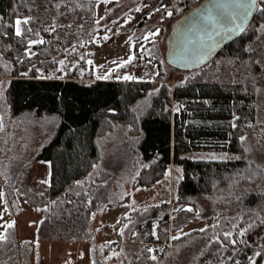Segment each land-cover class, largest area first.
I'll return each instance as SVG.
<instances>
[{"label": "trees", "instance_id": "obj_1", "mask_svg": "<svg viewBox=\"0 0 264 264\" xmlns=\"http://www.w3.org/2000/svg\"><path fill=\"white\" fill-rule=\"evenodd\" d=\"M144 1L172 8L175 22L202 0ZM40 9L46 15L63 11L64 16L53 17L51 31L35 16L20 25L23 34L18 37L14 19ZM64 18L68 23L60 25ZM262 26L264 3H258L245 30L208 62L192 70L174 68L190 74L172 85L161 80V69L153 81L93 79V71L85 69L89 54L82 51L80 58L72 60L67 78H43V71L53 69L59 59L69 57L68 52L97 32L95 0H0L2 100L22 128L49 130L38 149L24 158L26 148L6 144L8 134L0 117V179L8 213L15 217L25 203L41 215L42 238L92 240L93 217L131 198L130 192L116 198L111 188L120 173L137 170L130 181L134 189L153 184L173 163L181 167L182 177L172 208L168 202L151 204L119 218L121 223L129 220V230L146 232L142 243L133 248L137 256L125 257L123 264H168V247L151 250L149 245L168 241L171 211L175 213L172 228L176 222L195 218L183 207H199V198L215 202L229 224L218 231V238L210 241L196 264H264V189L258 188L264 159H248L243 143L246 136L257 144L256 154L264 151ZM30 40L43 43L30 45ZM156 56L161 68L162 60ZM209 149L224 150L229 156L211 160L187 155ZM39 159L49 162L48 195L32 191L25 183L28 166ZM153 221H157L156 235ZM7 225L11 227L5 228L6 238L0 240V263L18 248L15 228ZM240 226L248 227L246 237L239 232ZM225 229L232 230L231 235L226 236ZM206 231L201 233L207 235ZM259 232V244L248 239L250 233L254 237ZM184 236L173 238L171 248ZM225 246L232 249L228 256ZM96 263L103 261L96 259Z\"/></svg>", "mask_w": 264, "mask_h": 264}, {"label": "rangeland", "instance_id": "obj_2", "mask_svg": "<svg viewBox=\"0 0 264 264\" xmlns=\"http://www.w3.org/2000/svg\"><path fill=\"white\" fill-rule=\"evenodd\" d=\"M169 11L172 13L171 15H168ZM35 16L47 31H51L55 27L53 17H63L64 12L56 11L53 14L46 15L40 9L36 13L24 16L22 19L15 18L13 22L14 32L17 19L30 18L28 19V23H30V21L35 20ZM173 22V9H166L165 4H161L159 1L95 0V28L97 32L86 42L81 43L79 47H75L68 52L69 57L59 59L53 69L43 71L40 76L43 78H67L73 68L74 61L72 60L77 57L80 58V51H82L89 54L85 61V69L93 71V79L153 81L161 69L163 72L161 80H166L167 83L172 85L175 81L181 80L190 74V71L175 70L165 60L166 38ZM64 23H68L67 18L60 20L59 24ZM42 35L43 32H41ZM88 42L94 43L95 48L88 51L86 49ZM134 44L137 45L136 53ZM157 53L158 58L162 60L161 68L157 66ZM78 71L81 72L83 69ZM79 76L83 77L81 74ZM125 77H131V79ZM2 99L3 96L0 91L1 125L2 129L8 134L6 144L9 147L26 148L22 157H29L48 137L49 130L30 131L22 128L21 122L10 115L7 104ZM244 138L243 143L249 151L246 157L257 162L264 159V151L259 156L256 154L257 144L246 136ZM187 155L196 159L211 160H223L229 156L224 150L213 149L192 150ZM37 163L39 164L38 179L42 180L41 184L47 183L48 185V161L37 160ZM44 164H46L45 167ZM30 166L31 164L28 166L27 171L28 169L31 171ZM34 171L36 172L35 169ZM136 173V169L122 172L113 181L111 188L116 198L123 196L126 192L131 193V198L129 201L117 206L108 207L104 213L93 217L94 234L92 240L63 242L55 239H44L39 235V229L43 225V221L41 215L35 209L22 203L23 208L17 212L15 217H11L7 211L6 224H13L18 248L15 254H11L8 261L0 264H97L96 259L102 260L103 264H123L125 257H136L133 248L142 243L140 241L146 235V232L143 229L140 231L136 229L129 230V220L121 223L119 218L128 216L130 211L134 209L151 204L168 202L172 208L177 185L182 177V169L179 165L170 163L163 176L153 184L149 186L139 185L134 189L131 188V190L130 181ZM258 188L264 189V177ZM41 191L43 190L41 189ZM197 201L199 207L193 205L183 207V209L192 212L196 216L195 218L183 224L176 222L177 227L172 228V218L175 213L171 211L168 223V241L149 245L151 250L167 246L168 264H196L210 241L218 238V231L224 230V227L229 224L228 222L224 223L223 213L217 208L215 202L204 198H199ZM228 204L229 202L225 203L224 209ZM230 215H233V212ZM131 218L135 217L131 216ZM156 225L157 221H153L152 234L154 235H156ZM103 226H109L111 231L108 234L101 235ZM238 229L240 233H244L245 237L249 232L247 226H240ZM204 230H208L206 231V234L209 235L207 238H205L207 235L201 233ZM225 231L232 232L228 229H225ZM183 235H185L184 238L174 243L175 245L171 248L172 239ZM248 239L255 244H259L262 241V233H256L254 237L250 233ZM233 246L235 247V242ZM224 248V252L228 256L232 249L230 246ZM156 255V253H153V256Z\"/></svg>", "mask_w": 264, "mask_h": 264}, {"label": "water", "instance_id": "obj_3", "mask_svg": "<svg viewBox=\"0 0 264 264\" xmlns=\"http://www.w3.org/2000/svg\"><path fill=\"white\" fill-rule=\"evenodd\" d=\"M257 7L251 0H202L173 23L166 38V62L182 70L204 65L245 30Z\"/></svg>", "mask_w": 264, "mask_h": 264}, {"label": "crops", "instance_id": "obj_4", "mask_svg": "<svg viewBox=\"0 0 264 264\" xmlns=\"http://www.w3.org/2000/svg\"><path fill=\"white\" fill-rule=\"evenodd\" d=\"M98 80H107V79H101V78H95ZM1 81V79H0ZM41 160V159H39ZM38 160V161H39ZM49 164V162H48ZM39 164L37 163V160H34L31 163V171H27V177H26V184L27 186L34 192L39 193V194H43V195H48L49 193V184L47 185V183H43L41 184L40 179H38V171H39ZM46 164H44L45 167ZM34 169L36 170V172L34 171ZM29 173V174H28ZM49 179V178H48ZM47 187H48V192H47ZM41 189L43 191H41ZM7 210L5 208L4 202H3V186L2 183L0 182V234L4 233V230L6 228V221H7Z\"/></svg>", "mask_w": 264, "mask_h": 264}, {"label": "snow or ice", "instance_id": "obj_5", "mask_svg": "<svg viewBox=\"0 0 264 264\" xmlns=\"http://www.w3.org/2000/svg\"><path fill=\"white\" fill-rule=\"evenodd\" d=\"M257 3H264V0H251V4L252 6H256ZM137 11H139V9H137ZM157 11H159V9H157ZM172 13L169 11L168 12V15H171ZM248 13L245 12V15H247ZM28 19L30 18H25L23 21L20 20V19H17L15 21V24H16V28H15V34L19 37L21 36L23 33L21 31V28H20V25L23 23V24H27L28 23ZM262 28H264V26H262ZM30 31V29H29ZM154 35V34H153ZM105 39H107V37H105ZM28 43L31 45V44H35V43H43V41H33V40H30L28 41ZM62 63V62H61ZM126 79H131V77H125ZM243 139V138H242ZM46 182V181H45ZM6 227H11V225H7ZM226 236H229L231 235L230 233H226L225 234ZM6 237L5 235L3 234H0V240H4ZM174 239H176V237H174ZM234 242V241H233ZM153 259H155V257H153Z\"/></svg>", "mask_w": 264, "mask_h": 264}, {"label": "built area", "instance_id": "obj_6", "mask_svg": "<svg viewBox=\"0 0 264 264\" xmlns=\"http://www.w3.org/2000/svg\"><path fill=\"white\" fill-rule=\"evenodd\" d=\"M94 48H95V44H94V43H92V42H88V43L86 44V49H87L88 51H90V50H92V49H94ZM94 73H95V72H94ZM110 231H111V228H110L109 226H103V227H102L101 235L108 234Z\"/></svg>", "mask_w": 264, "mask_h": 264}]
</instances>
